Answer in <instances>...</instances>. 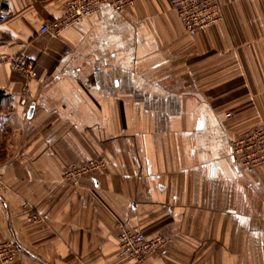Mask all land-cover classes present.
<instances>
[{
    "label": "crops",
    "instance_id": "1",
    "mask_svg": "<svg viewBox=\"0 0 264 264\" xmlns=\"http://www.w3.org/2000/svg\"><path fill=\"white\" fill-rule=\"evenodd\" d=\"M66 2H0V243L18 248L0 264H264V164L230 157L264 126V0H219L223 20L196 33L171 0L39 33ZM17 53L29 81L6 60ZM90 158L105 167L62 180ZM117 220L171 241L121 261Z\"/></svg>",
    "mask_w": 264,
    "mask_h": 264
},
{
    "label": "built area",
    "instance_id": "2",
    "mask_svg": "<svg viewBox=\"0 0 264 264\" xmlns=\"http://www.w3.org/2000/svg\"><path fill=\"white\" fill-rule=\"evenodd\" d=\"M8 0H0L7 2ZM136 0H67L65 11L59 17L42 24L39 33H48L59 36L82 19L99 14L103 6H109L116 12H124L133 7ZM171 7L175 11L185 31L196 33L204 31L223 20V10L219 0H171ZM9 66L19 72L25 80L29 81L35 76V64L23 53L9 56ZM29 90L27 84L22 88L19 103L23 106L22 118L28 117ZM226 117H230L227 113ZM230 157L232 161L242 167H257L264 164V126H256L230 141ZM105 167L103 159L90 158L83 162H72L62 172V180L72 185H78L80 180L92 176ZM1 185V175H0ZM26 207L27 205L24 204ZM27 218L30 222L41 220L40 214L28 210ZM119 229L117 238L118 258L121 261H142L147 257L165 248L171 241L169 236H146L142 231L128 228L123 222L117 220ZM18 248L13 242L0 243V258L9 263L17 254ZM75 264H86L78 260Z\"/></svg>",
    "mask_w": 264,
    "mask_h": 264
},
{
    "label": "rangeland",
    "instance_id": "3",
    "mask_svg": "<svg viewBox=\"0 0 264 264\" xmlns=\"http://www.w3.org/2000/svg\"><path fill=\"white\" fill-rule=\"evenodd\" d=\"M223 10V9H222ZM2 109V105H1V103H0V110ZM1 118H3V117H1Z\"/></svg>",
    "mask_w": 264,
    "mask_h": 264
},
{
    "label": "water",
    "instance_id": "4",
    "mask_svg": "<svg viewBox=\"0 0 264 264\" xmlns=\"http://www.w3.org/2000/svg\"><path fill=\"white\" fill-rule=\"evenodd\" d=\"M29 114H30V109H29V111H28V116H29Z\"/></svg>",
    "mask_w": 264,
    "mask_h": 264
}]
</instances>
